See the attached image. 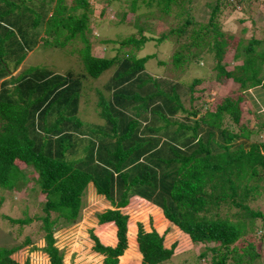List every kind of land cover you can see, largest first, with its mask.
Here are the masks:
<instances>
[{
	"label": "trees",
	"instance_id": "16d2710c",
	"mask_svg": "<svg viewBox=\"0 0 264 264\" xmlns=\"http://www.w3.org/2000/svg\"><path fill=\"white\" fill-rule=\"evenodd\" d=\"M103 1L100 16L114 3ZM128 1L129 12H124L118 23L128 20L129 13L136 14L137 5L166 15L184 2ZM222 2L230 9L240 4V0L211 2L208 21L195 22V30L189 32L200 43L190 40L173 54L176 70H206L197 61L208 62L209 56L216 61L213 80L219 84L231 81L228 89L216 85V97L204 110L203 100L214 90L206 79L209 72L202 70L203 75H194L185 84L175 80L176 74L166 78L148 72L146 64L155 54H138L150 39L147 35L130 34L118 41L109 38L106 31H117L120 25L104 27L106 30L99 29L101 44L118 43V52L110 55L108 49L102 56L94 54L89 38L94 21L92 1L0 0V187L15 192L28 187L44 194L39 202L44 214L36 218L41 220L42 250L49 256V264H65V251L56 244L54 228L60 222L69 226L78 221L90 188L110 204L97 213L99 223L117 226L115 246L105 245L90 229L93 249L105 256V264H119V257L128 248V222L130 236L136 229L142 264L169 260L194 264L197 259L199 264H261L264 230L258 233L255 223L258 218L264 221V211L253 209L247 201L255 200L253 196L264 190V140L252 139L254 128L243 117L245 111L254 114L246 92L264 87V37L232 42L235 36L223 30L217 20ZM193 22L186 21L179 33ZM253 28L258 29L256 25ZM166 36L162 34L157 41ZM42 41L65 54L68 42H80L68 52L79 58L82 70L69 68L58 73L47 64H28L26 59L40 49ZM233 48L234 59L242 62L229 68L222 62ZM21 64V70L12 75ZM111 68L114 72L106 80L107 93L94 88L92 81ZM184 75L189 77L186 71ZM206 81L207 86L196 88ZM220 88L227 93L221 94ZM90 103L95 104L101 121L94 118L92 108L81 114V108ZM255 117L253 123L257 124ZM259 124L264 127V121ZM16 159L26 167L16 164ZM134 196L143 198L147 205L142 219L151 213L156 221H163L154 204L189 247L192 244L191 251L197 253L194 246H203L198 258L175 254L176 241L166 247L165 236L155 228L146 231L144 224H148L137 223L136 216L129 221L123 208ZM234 208L242 211L232 214ZM6 216L15 223L32 221V217ZM112 234L111 229L103 231L104 238ZM133 241L130 239L136 246ZM18 248L3 250L10 254ZM3 262H11L10 255Z\"/></svg>",
	"mask_w": 264,
	"mask_h": 264
},
{
	"label": "rangeland",
	"instance_id": "374dc122",
	"mask_svg": "<svg viewBox=\"0 0 264 264\" xmlns=\"http://www.w3.org/2000/svg\"><path fill=\"white\" fill-rule=\"evenodd\" d=\"M89 1H92V5L94 6V12L91 14V20H94L91 23V28L93 31L89 36L91 41V49L94 54L102 56L107 52L108 49H111L109 51L110 55H115L118 52V46H120L118 43H110L108 45L101 44L99 39V36L101 35H99V33L101 34L102 32L99 29L106 30L104 27L112 28L110 25L119 24L120 26L117 25V31L114 29L108 30L109 33L106 31V35H108L109 38H114L119 41L130 34H135L137 37H140L141 34H145L148 36L147 38H150L142 45L143 48L138 51L139 55L155 54V56L150 58L146 64V69L148 72L166 78H174L175 76H173V74H176L175 80L180 79L183 84L191 82L194 75H203L201 74V71L204 70V68H201V70H195L194 68L189 70L190 68H184L182 69L184 72H180L182 71L180 69L176 70L172 63L173 54L177 49L183 48L182 45L194 39V37L189 35V32L195 30L197 26L195 22L205 23L208 21L212 11L210 3L212 2V5H214L216 0H184L180 9H175V11L171 10L173 12L166 15L158 10L153 11L154 9L148 8L144 4L140 6L137 5L135 8L136 14L129 13L128 20H125L122 23L118 22L121 20L124 12H129L130 1L113 0L114 3L110 5L109 12L106 13L110 19H106V15L100 16V12L104 6L103 0ZM239 3L240 4H238V6L236 5V8L234 9H230L228 6L224 5L223 2L220 4L221 11H219L217 16L220 26L223 28V30L230 32L235 36V39H232V42L234 41L235 43H238L240 39L249 40L252 37H256V35L264 37V0H240ZM135 18L138 19L139 23L143 26L142 30H140V28L135 25ZM191 19L194 20V22L186 27V31L183 30L182 33H179L180 26L185 27L184 24L186 21ZM136 23H138V21ZM255 25L258 28L257 30L253 28ZM162 34H166V38L161 42L157 41V38ZM194 40L197 43H200V41L197 39ZM79 43H77L78 46L80 45ZM77 44L68 42L67 49H64L66 50V54L72 55V53L70 51L68 52V50L70 48L72 49L74 45ZM111 44L113 48H110L109 45ZM39 46H41L40 49ZM39 46L37 47L39 50H36V53L33 54V56H29L26 59L28 64H32L33 62H38L37 65L39 66L47 64L58 73H64L63 71L68 70L69 68H74L76 71H80L84 67L81 62H78L80 60L76 55H72L74 57L70 58L65 54V51L63 52L61 50L54 49L49 45H45L43 41L39 44ZM241 50L243 52L244 49ZM234 53L235 49L233 48L223 59L222 63L229 65V68H232L234 64L242 62L241 60L234 59ZM206 58L208 62L200 59L197 61V63L200 66H206V70L204 71H207L206 73L209 72V75L206 76V79H209L211 82L209 85L210 90L213 86L214 90H211L212 93L209 99L203 100L205 102L203 107L204 110H206L207 105H209L216 97V85L223 87L225 86L224 88L226 89L230 88L231 85L230 80L225 83L226 85L222 83L219 84L213 80V67L216 64V61L212 60V58L209 56ZM161 61H165V63H161ZM22 66V64L19 65L17 69L12 72V75L17 74L21 70ZM185 71L189 73L188 78L184 75ZM113 72L114 68H111L110 70L103 73L102 76L93 80L91 85L94 88L103 89L104 92L107 93L105 83L106 80L113 74ZM207 85V81L205 84L202 82L201 84L197 85L196 88H203ZM184 88H186V86ZM224 88H220L219 91L221 94L226 92ZM197 93L202 97H208L206 94H201L200 91H197ZM246 94L247 99L250 102V107L254 110V114L245 111L243 119L247 122L250 120L249 125L250 127L254 128L252 139L258 141L264 140V127L259 124L260 122L264 121V87H255L253 89H249ZM92 95L96 96L94 91L92 92ZM185 98L187 104L189 105V96ZM194 104L196 105L198 103L194 102ZM89 105H84V107L81 108V114L86 115V112L92 108V115L94 118L98 121H101L94 110L95 104L90 103ZM255 116L258 118L256 121L257 124L253 123L256 120ZM15 162L22 168L26 167L25 162H22L19 159H16ZM36 175L37 174H35V176ZM260 194L261 195L258 194L259 196H253L255 200H248L247 204H249L253 209L264 211V190H262ZM2 198L3 201L0 205V254H2L0 255V258L2 259L0 260V264H26L27 261H29V264H49V256L45 251L42 250L43 246L45 245V239L44 231L40 229L41 220L36 218V216H41L44 214V211L39 204V202L45 198L44 194H40L34 190L32 191L31 189H28V187L25 191L19 192L9 191L0 187V201ZM135 198L136 197H133V200ZM83 201L84 204L78 221L69 226L61 222L55 226L54 229L56 244L59 248H62L65 251V264H105L104 261H102V256L96 254L93 251L94 249L92 250L94 240L90 235V229L96 228L93 225L96 221L97 213L105 210L110 204L103 197L97 195L92 188L87 190ZM144 202V200L140 201L138 198L136 202H132L131 204L129 203L124 211L129 214V221L131 218L136 216L137 223L144 222L150 224L146 225V228H150L149 230L151 231V228H155V219L152 218V214H150L147 219H142V217L145 216L144 210H147V208H145L147 205L144 204ZM237 211L242 210L241 208H234L232 214ZM6 215L10 216L11 218L32 217V221L25 224L15 223L11 221V219ZM52 216H54L53 213ZM233 219L236 220L237 215L233 216ZM163 224L164 223L157 227L159 230L158 232L165 236L164 243L166 247H170L171 244L176 241L177 245L175 254H190L191 258H198L197 255L199 252L204 250L203 246H194L198 251L197 253L191 251L192 244H190L189 247L188 241L179 231L175 230L177 227L173 223H170L167 220V223L165 222V225ZM108 226L109 224L98 225L95 232H97L98 236L104 243L115 244V240L113 239V237H115L114 230H112L113 237L111 239L106 237L105 239L103 237V231L105 229H109ZM255 226L259 228L257 232L261 234L262 230H264L263 219L258 218L256 220ZM135 235L136 233L134 234L132 231V234L131 236L129 235V238L131 240L134 239L135 243H137ZM27 238L30 239L29 243L24 242ZM129 245V248H127V250L120 257L119 264H142L143 258H141L140 253H137L135 250L137 247L134 248L135 246H133L131 242ZM16 246H19V248L10 254H5L3 249H11ZM7 255H10L11 262L9 263L3 262V259L8 257ZM186 258L188 257L186 256ZM175 262L176 261H172L171 263L169 260L162 264H177ZM204 262H207L206 258L204 259ZM189 264L192 263L189 261ZM194 264H199L198 259ZM261 264H264V256L261 258Z\"/></svg>",
	"mask_w": 264,
	"mask_h": 264
},
{
	"label": "crops",
	"instance_id": "0c3cea01",
	"mask_svg": "<svg viewBox=\"0 0 264 264\" xmlns=\"http://www.w3.org/2000/svg\"><path fill=\"white\" fill-rule=\"evenodd\" d=\"M137 197V196H136ZM139 197H137V198H135L134 200L132 199V201H131V203L132 202H136V200L138 199ZM139 200L141 201V200H143V198H139ZM130 203V204H131ZM150 203V202H149ZM150 204H152V203H150ZM153 205V207H155L156 209H157V215L158 216H163V220L167 223V220L165 219V217H164V215H163V213H162V211H161V209L159 208V207H157L156 205H154V204H152ZM109 207V206H108ZM107 207V208H108ZM126 209V207L125 208H123V211ZM146 214V213H145ZM151 213H148L147 215H146V219L149 217V215H150ZM130 218V217H129ZM152 218L153 219H155L154 220V225H155V228H156V230L157 231H159L158 230V227L157 226H161L160 224H162V223H164L163 225H165V222L164 221H162L161 223H159L158 221H156V218H155V216H154V214H152ZM143 221H145V220H143ZM143 223V222H142ZM105 224H109V229H111V230H114L115 232V238H116V240H115V244L114 243H104L102 240V242L105 244V245H112V246H115L116 245V243H117V241H118V238H117V226H115V224H113V226H110V222H105V223H99V220H98V217L96 218V221H95V223H94V225L93 226H95L96 228L98 227V225H105ZM130 223L128 222V240H129V235H130ZM148 225H150V224H148ZM153 226V225H152ZM115 229H114V228ZM138 227V226H137ZM144 227H145V229L146 230H148V231H150L148 228H146V226H145V224H144ZM96 228L94 229V232L96 231ZM134 229H135V227H134ZM152 229V228H151ZM176 231H179L177 228L175 229ZM180 232V231H179ZM178 232V233H179ZM135 233H136V229H135ZM95 234L98 236V234H97V232H95ZM113 236H111V237H109L110 239L112 238ZM135 237H136V241H137V235H135ZM100 238V237H99ZM101 239V238H100ZM135 242V241H134ZM129 243H130V240H129ZM136 244V246L134 247V248H136L137 247V249H135L136 250V252L138 253H140V255H141V258H143V255H142V253L139 251V247H138V244L137 243H135ZM93 246H94V243H93ZM93 246H92V250H93ZM129 244H128V248H129ZM166 246V245H165ZM127 250V249H126ZM125 250V251H126ZM96 254H99V255H101L102 256V261L104 260V258H105V256L103 255V254H100V253H98V252H96L95 250H93ZM122 256V255H121ZM120 256V257H121ZM120 257H119V259H120Z\"/></svg>",
	"mask_w": 264,
	"mask_h": 264
},
{
	"label": "clouds",
	"instance_id": "9594fccd",
	"mask_svg": "<svg viewBox=\"0 0 264 264\" xmlns=\"http://www.w3.org/2000/svg\"><path fill=\"white\" fill-rule=\"evenodd\" d=\"M134 197H136V196H134ZM137 198V197H136ZM140 198V197H139ZM132 201V200H131ZM174 257V256H173ZM49 263V262H48Z\"/></svg>",
	"mask_w": 264,
	"mask_h": 264
}]
</instances>
